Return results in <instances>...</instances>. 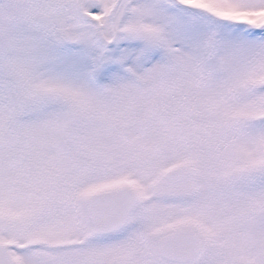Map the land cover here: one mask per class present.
<instances>
[{"label":"snow or ice","instance_id":"obj_1","mask_svg":"<svg viewBox=\"0 0 264 264\" xmlns=\"http://www.w3.org/2000/svg\"><path fill=\"white\" fill-rule=\"evenodd\" d=\"M0 264H264V0H0Z\"/></svg>","mask_w":264,"mask_h":264}]
</instances>
